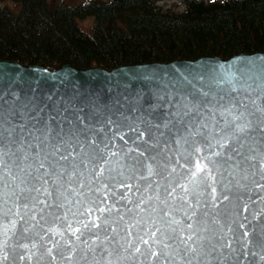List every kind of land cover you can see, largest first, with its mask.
Instances as JSON below:
<instances>
[{
	"label": "water",
	"instance_id": "obj_1",
	"mask_svg": "<svg viewBox=\"0 0 264 264\" xmlns=\"http://www.w3.org/2000/svg\"><path fill=\"white\" fill-rule=\"evenodd\" d=\"M163 83L166 89L157 86ZM177 104L192 110L183 126L174 118ZM0 107L6 117L16 113L0 130V264H264V124L258 111L264 108V51L111 69H47L1 59ZM209 113L214 119L207 120ZM38 120L55 132L75 131L76 152L67 165L45 163L38 171L44 153L29 135ZM204 133L212 151L192 159L220 152L230 159L218 158L217 171L207 173L208 187L193 193L180 154L185 139ZM92 145L107 156L116 153L111 162L127 167L123 175L112 174L109 192L98 194L99 207L110 212L74 217L97 195L89 189H103L108 179L105 173L98 182L91 163L72 167L82 158L80 146L91 152ZM138 158L144 161L141 170L133 167ZM50 170L48 184L33 179ZM217 172L223 173L219 185L213 183ZM121 180L139 191L121 188ZM53 182L60 194L45 207L43 193L53 190ZM170 185H178L171 196ZM38 189L40 203L33 200ZM89 222L95 227L84 228ZM73 228L80 231L74 234Z\"/></svg>",
	"mask_w": 264,
	"mask_h": 264
},
{
	"label": "trees",
	"instance_id": "obj_2",
	"mask_svg": "<svg viewBox=\"0 0 264 264\" xmlns=\"http://www.w3.org/2000/svg\"><path fill=\"white\" fill-rule=\"evenodd\" d=\"M161 1L0 0V60L110 69L264 51V0Z\"/></svg>",
	"mask_w": 264,
	"mask_h": 264
},
{
	"label": "snow or ice",
	"instance_id": "obj_3",
	"mask_svg": "<svg viewBox=\"0 0 264 264\" xmlns=\"http://www.w3.org/2000/svg\"><path fill=\"white\" fill-rule=\"evenodd\" d=\"M145 79L151 81L152 77H145ZM160 88H167L168 84L167 83H163V84H158L157 85ZM205 96H207V94H204ZM183 99V98H182ZM177 111L174 113V118L175 120L180 124V125H184L185 124V119L192 115V110L188 108L187 104H177ZM181 107H183L185 110L183 112L180 111ZM258 111H260L262 113V117L260 120L261 124H264V108L259 109ZM197 112V116L196 119H201L203 118L202 116L199 115V108L196 109ZM16 115L15 111L10 112L7 117L4 115V110L2 107H0V130L3 129V126L5 123H10L12 118ZM214 119V114L209 113V115L207 116V120H212ZM189 124L194 123V121L189 120L188 121ZM201 128L206 127V124H202L200 125ZM237 131L243 132L244 128L243 127H238ZM55 132V129L50 128L47 124H42L40 120L37 121L36 124L33 125V132L29 133L30 136H32L33 139H35L36 141H38L40 148H41V152L44 153L43 155V161L40 163L39 165V169H44L45 167V163H49L50 164V168H51V164L52 162H54L55 164H65L67 165V163L70 161V159L72 158V155L74 152H76V148L72 146V142H71V138L73 136L76 135L75 131L73 130H69L68 132H65L63 128L60 129L59 132H55V135H52V133ZM138 135L142 136L143 133L139 132V130H137ZM67 137V139L65 138ZM262 138H264V133H262ZM185 143V147H186V151L185 153H181L180 154V159L184 161V165H186L187 167L183 169V173L182 175H187L190 173V176L192 177L189 187L191 189V191L193 193H198L199 189L201 188H207L208 184H209V175L207 174L210 170L212 172H216L217 171V164H218V158H223V159H230V157L225 158L223 155V152L220 153H214L213 155H199L197 156V158L195 160L192 159L193 155L196 153H200V152H211L212 151V144L210 142V139L208 138V134L204 133V134H200L196 137V139H193L191 141L185 139L184 141ZM196 143H200L202 145L201 148H195L194 145ZM2 145H3V139L2 137H0V157H2L3 155V151H2ZM81 147V152L77 153L78 156H82L79 165L73 163L72 167L74 168H78L80 165H83L84 167H87V165L89 163L93 164V174L95 176V178L97 179V181L99 182V180L103 177H105V173H108V179L105 180V187L103 189H100L99 187L95 188V189H89V192L92 193H96L97 195H94L91 199V201L89 202L88 206L86 209L83 208V206L81 208H78L76 210V212H74L72 215L75 216H79V217H85L90 215L92 212H99V213H104L105 211H111V208H107V207H99L98 203H97V197L98 194L101 191L104 192H109V189H111L112 185L111 183L108 182V180L113 179V173H116L118 175H123V171L124 168L127 167V164H121L120 160H116L115 163L111 162L112 157H115L117 154L116 153H112L111 156H107L104 152V150H99V149H95V146L92 145L90 147H93L95 150L91 151V152H85L84 146H80ZM216 147H220L219 144L216 145ZM105 148H107V145H105ZM192 149L191 151H188L187 149ZM45 149H50V151H45ZM144 159H148L147 157H144ZM155 159V158H152ZM172 161L169 160V163H171ZM202 162H203V167H202ZM98 165V167H97ZM133 167L136 170H141L144 167V161L142 159H137L135 164L133 165ZM177 167H181V165L179 163H177ZM66 169L62 168L61 172L63 173ZM148 172H149V176L152 175V169L148 168ZM74 174V173H73ZM52 175L51 170L48 172H44L43 175H38L36 177H34L33 179L37 182L40 183L42 185L48 184L49 180L48 177ZM217 175L219 177V179H216L215 177H213V183L219 185L222 184L223 182V173L222 172H217ZM131 179V178H129ZM141 179H144L143 175L141 174ZM0 180H2V177H0ZM120 183V187L121 188H126L129 192H131L133 189H135L136 191H139V187L136 185H133L131 183L125 185L124 181L121 180L119 181ZM170 190L166 189L167 194L168 195H172L178 185H170ZM185 191H188V188L184 189ZM217 189L216 187L212 188V191L215 192ZM59 189L55 188L54 186V182H53V190L49 191L47 189L44 190L43 195L45 196V201H44V206L45 207H51L53 205H48L47 204V200L51 197H53L54 195H59ZM41 192L38 189L37 190V196L33 197V200L37 203H40V197ZM112 193H109V198L111 197ZM122 198L124 197V194L121 193ZM228 197H225V199H227ZM99 203H104V197H99ZM145 201L141 200L138 204L137 207H140V205L144 204ZM43 215L41 216V219H43ZM56 219L60 220L63 219L62 217H56ZM70 228L72 227L71 224L68 225ZM84 228H90V227H95V225L91 222L89 223H85L83 225ZM189 228H191V225H188ZM243 227V225H242ZM80 228H73V233L75 234L76 232H79ZM153 235H156L155 233H153ZM188 239H191V237H189ZM187 241H185L186 243ZM145 244H148L149 241L145 240L144 241ZM51 251V250H49ZM137 251H139V249H137Z\"/></svg>",
	"mask_w": 264,
	"mask_h": 264
},
{
	"label": "rangeland",
	"instance_id": "obj_4",
	"mask_svg": "<svg viewBox=\"0 0 264 264\" xmlns=\"http://www.w3.org/2000/svg\"><path fill=\"white\" fill-rule=\"evenodd\" d=\"M67 1L73 3V2H80L83 0H67ZM159 4L164 8H171L176 11H180L183 8V5L178 0H164V1L159 2ZM80 23L82 26L87 27L90 21L88 19H85L81 21Z\"/></svg>",
	"mask_w": 264,
	"mask_h": 264
}]
</instances>
